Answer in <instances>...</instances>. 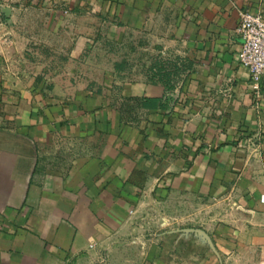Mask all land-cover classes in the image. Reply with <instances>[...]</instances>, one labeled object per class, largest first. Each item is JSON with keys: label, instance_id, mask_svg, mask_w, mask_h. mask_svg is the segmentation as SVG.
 Here are the masks:
<instances>
[{"label": "crops", "instance_id": "0c3cea01", "mask_svg": "<svg viewBox=\"0 0 264 264\" xmlns=\"http://www.w3.org/2000/svg\"><path fill=\"white\" fill-rule=\"evenodd\" d=\"M245 9L264 16V0H0V264H86L167 196L203 210L202 230L146 238L145 264H264ZM130 34L188 61L179 88L84 70Z\"/></svg>", "mask_w": 264, "mask_h": 264}, {"label": "rangeland", "instance_id": "374dc122", "mask_svg": "<svg viewBox=\"0 0 264 264\" xmlns=\"http://www.w3.org/2000/svg\"><path fill=\"white\" fill-rule=\"evenodd\" d=\"M96 20L95 23L99 24L98 16ZM109 21L108 19V23ZM110 40L106 42L105 47L99 48L97 45L92 49V55L105 56L108 63H90L85 66L84 70L95 78H99L104 70H110L121 79L134 81L140 77L171 90L180 87L190 70V64L184 57L172 50L154 46L147 38L139 39V36L130 34L121 39L113 36ZM87 51L82 54L88 55ZM92 83L97 84V79H93ZM196 208L185 199L167 196L164 201L155 203L153 208L145 212L144 218H139L133 225V230L129 229L128 233L91 249L86 264H145L146 238L169 229L202 230L200 224L203 210L199 212Z\"/></svg>", "mask_w": 264, "mask_h": 264}, {"label": "built area", "instance_id": "2783aa9c", "mask_svg": "<svg viewBox=\"0 0 264 264\" xmlns=\"http://www.w3.org/2000/svg\"><path fill=\"white\" fill-rule=\"evenodd\" d=\"M236 31L241 38L238 62L247 68L251 81L258 88L264 78V16L242 10Z\"/></svg>", "mask_w": 264, "mask_h": 264}]
</instances>
